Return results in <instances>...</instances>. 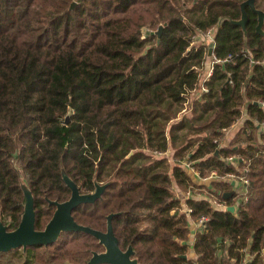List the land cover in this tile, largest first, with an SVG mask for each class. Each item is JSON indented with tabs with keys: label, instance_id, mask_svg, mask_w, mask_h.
I'll return each instance as SVG.
<instances>
[{
	"label": "trees",
	"instance_id": "trees-1",
	"mask_svg": "<svg viewBox=\"0 0 264 264\" xmlns=\"http://www.w3.org/2000/svg\"><path fill=\"white\" fill-rule=\"evenodd\" d=\"M243 1L0 0V219L8 230L22 220L25 188L44 229L56 209L48 199L71 196L67 174L83 193L108 184L73 216L106 231L117 213L120 246H132L140 264H238L242 248L249 264H264V36L249 7L247 36L228 19L218 25L239 19ZM255 5L264 10V0ZM212 28L210 55V44L193 43ZM202 80L208 91L181 115ZM170 149L173 163L155 154ZM184 161L201 176L244 175L248 199L233 212L196 193L183 201L174 184L209 186L228 205L236 196L228 181L197 184ZM202 215L210 220L193 231L191 217ZM103 251L92 234L67 231L47 246L0 252V264H87Z\"/></svg>",
	"mask_w": 264,
	"mask_h": 264
},
{
	"label": "water",
	"instance_id": "water-1",
	"mask_svg": "<svg viewBox=\"0 0 264 264\" xmlns=\"http://www.w3.org/2000/svg\"><path fill=\"white\" fill-rule=\"evenodd\" d=\"M75 2L73 3V5ZM251 8L258 15V24L256 30L259 34L264 36V10L258 9L255 5V0H245L241 3V17L239 19H232L231 17H223L219 20L218 25L225 19L230 20L236 25H239L244 30L245 36H247V22L248 13L247 8ZM164 25H161L156 31L158 34V41L162 34ZM150 32V31H149ZM213 51V42L209 45V54ZM73 111L69 110L68 114L63 121L67 124L70 121ZM63 179L67 186L71 189V196L65 201L48 199L50 204L56 206L54 214L44 229L36 228V211H35V199L33 193L29 189H24L26 201L25 210L22 220L18 227L13 230H8V227L0 219V252H8L12 249L23 248L28 246L37 245H49L58 240L62 232L67 231H83L92 234L96 237L101 244L104 245L105 251L94 252L87 264H140L136 258H134V250L132 246L123 250L120 246L119 239L117 238L114 227L113 217L117 213H111L107 216V229L102 231L92 228L87 225L80 224L73 216V210L79 205L84 203H94L99 199L107 183H97L96 190L91 193H83L80 191L78 184L72 180L67 174L63 175ZM234 185V182H232ZM233 195L232 191L225 192L224 198H229ZM229 211H235L234 206L228 207ZM186 257V255H184Z\"/></svg>",
	"mask_w": 264,
	"mask_h": 264
},
{
	"label": "built area",
	"instance_id": "built-area-1",
	"mask_svg": "<svg viewBox=\"0 0 264 264\" xmlns=\"http://www.w3.org/2000/svg\"><path fill=\"white\" fill-rule=\"evenodd\" d=\"M213 65L214 64L212 63V66H211V68H209L207 75L203 78L204 82H205V79L209 78L212 75V73H213ZM203 80H202V82H203ZM204 82L202 83V86L200 88L201 90L200 89H195L192 92V95L189 97V99L192 96H195L193 98V100L196 99V98H199L202 92H207L208 91V88L205 87ZM260 103H261L262 106H264V102H260ZM155 154L159 155V156L162 155V153H157V152ZM237 159H238V157L236 155H230V156L227 157L226 161L236 165ZM194 172H195V175L199 178V180L202 181L203 183L210 182V181H213V180L228 181V182H231V183L234 182V185H233L234 188L232 190L234 193H236L235 204L234 205H228L226 200H224L223 198H221L217 194L210 193L209 191L207 192L209 195H208V197L207 196L206 197L211 202V204H212V206L214 208H217V209H220V208L228 209L229 206H234L235 210H236V207H237L238 203L242 199H244V200L248 199L247 191L245 189V185H247L249 183V179L247 177H245L244 175L236 173V172L221 173V172H218L217 170H214V171H211L208 176H201L198 171H194ZM193 193H194V187H191L187 191V194H188L187 198L192 196L191 194H193ZM202 194H203L202 192H199V195H202ZM186 211L188 212V214H191L193 212V209L188 208V209H186ZM209 220H210V217L208 215H202V216H200L198 218L191 217L190 222L193 223V226L195 228V230L194 229L193 230L196 231L199 228H204L207 225ZM223 243H227V240H224ZM263 252H264V250H263ZM241 253H242V255L238 259V264H249L251 259H252V254H250L246 248H242L241 249Z\"/></svg>",
	"mask_w": 264,
	"mask_h": 264
},
{
	"label": "rangeland",
	"instance_id": "rangeland-1",
	"mask_svg": "<svg viewBox=\"0 0 264 264\" xmlns=\"http://www.w3.org/2000/svg\"><path fill=\"white\" fill-rule=\"evenodd\" d=\"M215 34V28H212L210 29L209 31L207 32H204V33H200L199 37H196V40L194 41L193 45H198L200 44L201 42H205L207 44H210L212 42V39H213V36ZM213 62V59H209L208 60V63L207 64H212ZM203 77V76H202ZM195 96H192L189 101L186 103L185 105V109L183 111V113L181 115H188L191 113V110H192V106H193V98ZM241 125V120L237 121L236 124L230 129L227 131V138L229 139L230 137H232L234 134H235V131H237V129L239 128V126ZM173 150L170 149L169 151H167L165 154H162L160 155L159 157H169L170 161L173 163ZM184 167L188 170V172L192 175V178L194 179V181L197 183V184H200V180L199 178L195 175V172L194 170L190 167V165L188 163H186V161H184L183 163ZM199 181V182H198ZM209 187V186H208ZM208 187L207 186H204V187H200L198 185H195L194 186V193H196V195H199V192H202L203 194L201 196H208L207 192H208ZM174 191L176 192V194L183 200L185 201L188 197V194H187V191L183 192L181 191L177 186L176 184H174ZM191 194V195H194ZM191 197V196H190ZM197 197V196H196ZM186 209V208H185ZM183 211H184V208H183ZM190 225L192 227V229L195 230L194 226H193V223L190 222ZM193 230V231H194ZM193 237V235L191 236ZM189 256L190 257H193L194 254L192 253V251L189 253ZM195 257V256H194ZM69 264H73V263H69Z\"/></svg>",
	"mask_w": 264,
	"mask_h": 264
},
{
	"label": "crops",
	"instance_id": "crops-1",
	"mask_svg": "<svg viewBox=\"0 0 264 264\" xmlns=\"http://www.w3.org/2000/svg\"><path fill=\"white\" fill-rule=\"evenodd\" d=\"M198 182H199V181H198ZM201 183H202V182L200 181V185H201Z\"/></svg>",
	"mask_w": 264,
	"mask_h": 264
}]
</instances>
